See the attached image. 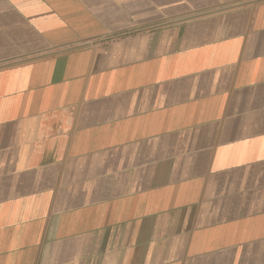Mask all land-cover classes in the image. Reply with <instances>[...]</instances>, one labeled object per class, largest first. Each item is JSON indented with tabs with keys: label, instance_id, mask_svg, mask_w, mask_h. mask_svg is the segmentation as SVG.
<instances>
[{
	"label": "crops",
	"instance_id": "0c3cea01",
	"mask_svg": "<svg viewBox=\"0 0 264 264\" xmlns=\"http://www.w3.org/2000/svg\"><path fill=\"white\" fill-rule=\"evenodd\" d=\"M0 264H264V0H0Z\"/></svg>",
	"mask_w": 264,
	"mask_h": 264
}]
</instances>
